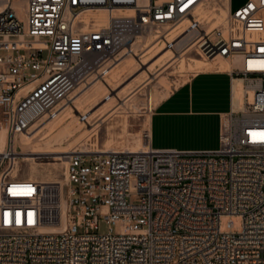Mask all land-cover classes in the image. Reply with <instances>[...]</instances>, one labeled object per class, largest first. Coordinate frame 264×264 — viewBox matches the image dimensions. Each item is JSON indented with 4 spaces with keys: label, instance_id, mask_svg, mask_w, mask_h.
I'll list each match as a JSON object with an SVG mask.
<instances>
[{
    "label": "built area",
    "instance_id": "obj_1",
    "mask_svg": "<svg viewBox=\"0 0 264 264\" xmlns=\"http://www.w3.org/2000/svg\"><path fill=\"white\" fill-rule=\"evenodd\" d=\"M227 1L226 24L210 29L200 12L225 0H0V264H264V0ZM93 10L107 22L86 30L79 16ZM186 22L159 40L175 51L192 38L184 51L236 63L244 83L219 149L156 150L147 133L138 153L71 151L63 183L21 174L16 137L57 118L149 34ZM228 216L242 231H223Z\"/></svg>",
    "mask_w": 264,
    "mask_h": 264
},
{
    "label": "rangeland",
    "instance_id": "obj_2",
    "mask_svg": "<svg viewBox=\"0 0 264 264\" xmlns=\"http://www.w3.org/2000/svg\"><path fill=\"white\" fill-rule=\"evenodd\" d=\"M245 2L246 0H231V6L237 9ZM222 9L224 8H219V13ZM151 35L138 50L137 61L133 58L129 65L120 66L111 72L106 79L107 87L102 85L103 91L100 94L95 95L90 89L81 96L76 95L65 105L69 106L71 113L75 110L74 106L79 105L80 113L75 110V114L85 123L74 137L64 140L61 146L54 145L42 151L35 150L36 146L43 148L45 141L57 138L56 134L61 128H46L27 147H22L20 140L15 139V146L20 152L21 174L41 182L63 183L66 157L71 150L146 149L145 134L149 133V119L157 104L191 75L214 66L196 63L194 59L200 57L193 49L184 53L181 48H177L172 52V59L168 60L162 54L170 49L160 50L162 43L155 40L157 34L153 32ZM66 117L68 114L59 115L50 126L59 127ZM229 223L233 224V229L228 226ZM221 224L223 231L240 232L243 229L240 216L223 217ZM101 230L106 231L107 225L101 224ZM114 231L119 232V225L114 226Z\"/></svg>",
    "mask_w": 264,
    "mask_h": 264
},
{
    "label": "crops",
    "instance_id": "obj_3",
    "mask_svg": "<svg viewBox=\"0 0 264 264\" xmlns=\"http://www.w3.org/2000/svg\"><path fill=\"white\" fill-rule=\"evenodd\" d=\"M235 64L194 73L157 104L149 119L153 149L184 152L219 149L222 120L237 109L235 87L239 82L241 86L244 84L235 72L238 69Z\"/></svg>",
    "mask_w": 264,
    "mask_h": 264
},
{
    "label": "bare ground",
    "instance_id": "obj_4",
    "mask_svg": "<svg viewBox=\"0 0 264 264\" xmlns=\"http://www.w3.org/2000/svg\"><path fill=\"white\" fill-rule=\"evenodd\" d=\"M220 7L221 8H224V9L221 10L222 11L221 13H219V8ZM229 9H230V6L228 5V1L225 0L224 5H220L219 4L218 6H208L207 8L203 9L200 12V19H202L203 21H206L207 23H209L210 24V29H212L214 27H217L219 25H225L226 24L227 17L229 15ZM123 14L128 15L129 12H124ZM107 17H108V13L106 11H104V10H93V11H87V12L81 14L79 16V19L84 22L83 28L87 30V29L91 28V22L92 21H95L96 24H98L99 26L105 25L106 22H107ZM186 26H187V22L186 23H183L180 26H178L176 29H166L164 32H162V35H159V36L156 35L155 40L156 41H160L162 43V47H161L160 50L167 49V46L165 45V41L164 40H159L160 37L166 36L167 39L170 40V41L174 40L175 38H180L181 35H182L181 34L182 33V30ZM151 34H149V35H151ZM192 42H193L192 41V38H188V37L182 38L178 42V44L176 46V49L177 48H181L184 53H187V52L191 51L192 48H190V49H188L186 51H184V49L187 46H189ZM157 44H153V45H157ZM156 51H158V49ZM172 52H174V51L168 50V51H166L164 53L162 52L163 53L162 54V57L163 56H166L168 58V60H170V59H172ZM137 56H138V53H137ZM137 56L130 55V56L124 57L121 60V62H119L117 64V66H115V68L111 72H114L115 70L119 69L120 66L122 67L124 65L125 66L129 65L133 61V58L134 59L136 58V61H137ZM159 58H160V56H159ZM194 61L196 63H198L199 65H201V66H202V63H204V64H212V65H214L213 68H216V69L217 68L219 69L220 67L221 68L230 67L229 60H226V59L221 58V57L218 58V59H216V61H214V62L206 61V60H204L202 58L194 59ZM145 63H146V61H145ZM182 66H183V64H182ZM102 85H104L105 87H107L106 80H97L91 86H89L87 89H84V90L82 88L81 89H78L75 92V94L73 95V99H74V97H76V95L79 94L81 96V95H83L84 93H86L90 89L92 90L91 93H93L95 95L100 94L103 91ZM242 92H243V84L241 86V82H239L238 85L235 87V105H236L235 108H237V109H240L242 107V97H243V93ZM80 96H78V97H80ZM67 103H63L60 106V113H59V115L60 116H62V115L65 116V115L68 114V117H66L61 122V124H60L59 127H54V126L51 127L50 126L54 122V120L56 119L55 118V119H52L49 122L45 123L43 126L36 127L31 132V134H29V135L28 134H23V135H20V136L16 137L17 139L20 140L22 147H27V146L32 145L34 139L41 132H43L46 128H50V130L55 129V128H61V130H60V132H58L56 134L57 135L56 136L57 138H52V139H49V140L45 141L43 148H39L38 146H36L35 150H37V151L45 150V149H47V148H49L51 146H54V145L61 146V144H62V142L64 140L69 139L71 137H74L79 131H81L82 130L81 129V125H85V123L81 122L80 117L77 114H75V110H76V112L80 113V110H81L80 109V106L79 105H76V107L74 106V109L75 110H74V112L72 110V113H71L68 110L69 106L68 107L65 106V105H67ZM62 108H63V110L61 111ZM0 138L2 140H4V138H5L4 132H2L0 134ZM16 149H17V147H16ZM71 151H73V150H71ZM71 151H69V153ZM82 151L89 152L90 150H82ZM110 151H126V150H110ZM142 151H144V150H141V151H130V152L138 153V152H142ZM95 152H107V151H104L103 149L102 150H99L98 149V150H95ZM17 153L20 154V152H17ZM68 154H67V156H68ZM19 157H20V155H19ZM66 164H67V159H66Z\"/></svg>",
    "mask_w": 264,
    "mask_h": 264
},
{
    "label": "snow or ice",
    "instance_id": "obj_5",
    "mask_svg": "<svg viewBox=\"0 0 264 264\" xmlns=\"http://www.w3.org/2000/svg\"><path fill=\"white\" fill-rule=\"evenodd\" d=\"M261 139L264 140V136H262Z\"/></svg>",
    "mask_w": 264,
    "mask_h": 264
}]
</instances>
